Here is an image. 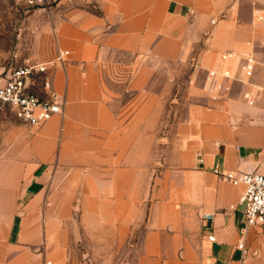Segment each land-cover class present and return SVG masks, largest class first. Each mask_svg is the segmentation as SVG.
Here are the masks:
<instances>
[{"label": "crops", "instance_id": "1", "mask_svg": "<svg viewBox=\"0 0 264 264\" xmlns=\"http://www.w3.org/2000/svg\"><path fill=\"white\" fill-rule=\"evenodd\" d=\"M46 2L53 54L66 50L49 68L61 113L1 162L0 264H62L76 214L133 264H264L261 227L236 245L242 185L213 172L264 171V0ZM186 63L203 82L174 91Z\"/></svg>", "mask_w": 264, "mask_h": 264}, {"label": "rangeland", "instance_id": "2", "mask_svg": "<svg viewBox=\"0 0 264 264\" xmlns=\"http://www.w3.org/2000/svg\"><path fill=\"white\" fill-rule=\"evenodd\" d=\"M53 47L49 16L45 9L32 7L24 10L14 0H0V78L8 67L25 59L51 57ZM193 69L194 65L190 63L180 66L171 89L174 91L178 89L181 92L189 85L202 84L203 73L199 70H196L195 77L190 81ZM161 78L162 72L159 71L153 81L154 87L160 84ZM119 101H115V105H118ZM168 103L169 100L166 98L164 132L168 130L166 123L170 122L173 115L168 110ZM31 132V127L19 122L8 109H0V166L2 161L16 155L17 149L24 145ZM261 229L264 232V227ZM72 231V239L68 242L62 264H133L132 257L119 254L123 245L116 244L110 238L106 239L112 234L110 229L83 223L76 214ZM136 234L138 236V233Z\"/></svg>", "mask_w": 264, "mask_h": 264}, {"label": "built area", "instance_id": "3", "mask_svg": "<svg viewBox=\"0 0 264 264\" xmlns=\"http://www.w3.org/2000/svg\"><path fill=\"white\" fill-rule=\"evenodd\" d=\"M24 10L32 7H43L46 0H14ZM257 19H263V13H256ZM66 50H56L49 58L29 60L8 67L0 78V109L6 108L21 123L36 127L54 114L61 113L60 95L50 82V65L60 63ZM221 57L230 55L224 51ZM240 69L245 78L251 76L255 57L252 51H245L241 56ZM219 77L211 72L210 87L216 92L230 88L233 75L228 68L219 71ZM37 89V90H36ZM247 103L252 102L248 91L242 93ZM200 161L201 158L198 157ZM213 172L232 184L242 185L238 200L242 204L243 226L240 228L236 245L243 249V234L247 226L264 227V171L256 170H218Z\"/></svg>", "mask_w": 264, "mask_h": 264}]
</instances>
